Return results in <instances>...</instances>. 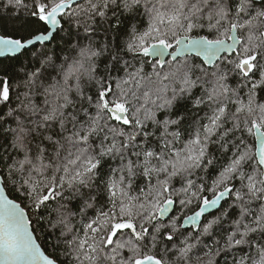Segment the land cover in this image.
Masks as SVG:
<instances>
[{
	"label": "snow or ice",
	"instance_id": "obj_1",
	"mask_svg": "<svg viewBox=\"0 0 264 264\" xmlns=\"http://www.w3.org/2000/svg\"><path fill=\"white\" fill-rule=\"evenodd\" d=\"M9 9L0 264H264V0Z\"/></svg>",
	"mask_w": 264,
	"mask_h": 264
},
{
	"label": "trees",
	"instance_id": "obj_2",
	"mask_svg": "<svg viewBox=\"0 0 264 264\" xmlns=\"http://www.w3.org/2000/svg\"><path fill=\"white\" fill-rule=\"evenodd\" d=\"M0 2H2V0H0ZM11 12H12V10L9 9V11L7 13H0V14L5 15L7 17L8 15L11 14ZM8 23H9V27H11L12 26L11 22L9 21ZM21 59H24V58L21 57ZM4 63L7 65L9 63H17V62H15V61L10 62L8 60H4ZM224 227L225 228L229 227V224L227 222H225ZM39 235H40V242H43V240L47 237L48 234L46 232L39 231ZM50 250L51 249H49V251ZM253 253H254V249H253ZM231 259H232L231 256L224 257L223 259L220 260V264H224L225 260L228 261V264H231Z\"/></svg>",
	"mask_w": 264,
	"mask_h": 264
}]
</instances>
